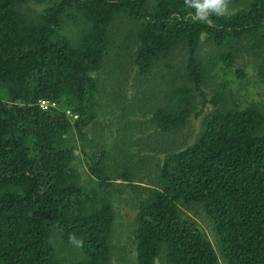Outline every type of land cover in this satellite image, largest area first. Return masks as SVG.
Instances as JSON below:
<instances>
[{
    "label": "trees",
    "instance_id": "trees-1",
    "mask_svg": "<svg viewBox=\"0 0 264 264\" xmlns=\"http://www.w3.org/2000/svg\"><path fill=\"white\" fill-rule=\"evenodd\" d=\"M234 1L218 15L194 7L204 0H0V264H127L129 229L136 264H218L179 204L204 212L224 264H264V102L226 99L231 81L248 94L264 87V0ZM128 33L131 50L118 52L145 87L136 94H155L156 128L202 117L195 139L162 154L149 186L85 133L101 115L95 74ZM177 52L176 74L149 85ZM227 70L232 80L207 99L202 86ZM123 106L108 109L107 135L131 127L144 141L136 157L146 124H130ZM121 203L134 214L117 231Z\"/></svg>",
    "mask_w": 264,
    "mask_h": 264
},
{
    "label": "rangeland",
    "instance_id": "rangeland-1",
    "mask_svg": "<svg viewBox=\"0 0 264 264\" xmlns=\"http://www.w3.org/2000/svg\"><path fill=\"white\" fill-rule=\"evenodd\" d=\"M236 4L237 1L234 0H222L221 8L226 11H231L232 8L236 7ZM27 5L33 9H36V11H39L42 7L46 6L45 2H29ZM125 36H127L131 40L125 41L122 38L118 39L114 43L115 45H112L111 47L112 55L109 54V58H106L107 56L104 58L102 69H100L95 74L98 83V95L96 98L99 102V114L101 115L93 124L88 127V129L85 130V133L88 134L89 137L95 138L94 143L95 145L99 144L98 147L104 148L107 146L106 144H108L109 147H107L106 150L109 158L115 160L122 159L123 162H119L122 167L126 169H134L132 170V172L141 178H136V176L133 175V183L149 186L156 182V167L162 154L168 151L181 149L187 144H189L193 139H195L198 133V129H200V125L202 123V117H190L187 123L182 128L174 132L163 133L156 128L151 119L153 111L156 107H158V102L154 100V98H156L155 94H145L142 96L140 94H136L138 92L142 93V89H145V87L141 86V81L139 80V78H137V82H135V76L137 77L138 73L134 71V69L129 67L130 62L128 58L125 59L121 57L122 53L118 52L120 51L125 53L126 51L131 50V47L135 42V37L134 35H131V33H128ZM202 51L204 53L205 46H202ZM181 57L182 55L177 52L173 55L172 58L168 60V62L170 63V67L161 66V68L159 69H153L149 73V85L152 83L155 77L163 78L165 77V75L167 76L168 73L174 76L176 74V71L180 69L179 64H177V61H180ZM226 72L227 73L224 74L223 72L218 71L216 77L210 79L204 86H202V90L205 92L207 99L213 93L214 88H217L219 84H221L222 80H232L231 70H227ZM227 87L229 90L233 91V97L226 98L230 102H232L231 100L234 97L237 102H243L248 96L249 98L251 97L253 100L264 102L263 86L255 88L253 92L249 94L247 93L245 83H241L239 81H237V83L231 81V84H229V86ZM134 95L135 97H133ZM200 103L201 101H198V107H200ZM123 104V107L127 111L130 110V112L128 113L129 116L127 117L128 121L131 120L130 124L134 122H137L139 124H146L145 126L147 128L145 132L135 133L134 135L135 139L147 140L145 142H148L149 144L144 150L141 151V154L136 155V157L133 154L137 153L138 149L140 148L137 147V145H143L144 141H135L134 138H132L131 127H127L124 131L119 130L122 129L119 128L116 131L115 137L107 135V126L109 124V121H111L112 116V114H110L111 112L108 111V109L111 110L115 106ZM119 120H121L120 116H116L113 121L118 122ZM123 126H125V123L122 124V127ZM78 144L79 148H82L81 141H78ZM133 145H135V148H131V146ZM148 147L149 150H147ZM148 151L150 152V154ZM108 162L111 163L110 160ZM77 167L84 175L85 169L83 168L82 163L79 164L78 162ZM116 182L122 181L119 177H117ZM124 189V191L129 190L130 187L126 186L124 187ZM123 203L117 204L116 208L119 211L123 209V212L121 213V218L124 220V226L117 229V231L124 230L125 228H127L125 226L126 222L134 214L132 211L133 208L126 204L125 207H122ZM193 207H185L179 204L181 214L184 217H187L197 223V225L202 229L207 238L212 241L219 257L218 264H224L221 259V254L218 249L219 247L214 236V231L211 226V222L199 207ZM129 230L123 234V236L126 237L125 239L127 240L125 243L130 244V249L128 247L129 253L126 259V263L136 264L135 245L132 244V238L130 236ZM121 264H124V261H122ZM156 264L166 263L163 258H160L159 261L156 262Z\"/></svg>",
    "mask_w": 264,
    "mask_h": 264
},
{
    "label": "clouds",
    "instance_id": "clouds-1",
    "mask_svg": "<svg viewBox=\"0 0 264 264\" xmlns=\"http://www.w3.org/2000/svg\"><path fill=\"white\" fill-rule=\"evenodd\" d=\"M194 7L196 8H213V9H219L220 11L218 12L219 14L221 13V7H222V0H204L203 3L196 2L194 4ZM201 16H203V13H200Z\"/></svg>",
    "mask_w": 264,
    "mask_h": 264
},
{
    "label": "built area",
    "instance_id": "built-area-1",
    "mask_svg": "<svg viewBox=\"0 0 264 264\" xmlns=\"http://www.w3.org/2000/svg\"><path fill=\"white\" fill-rule=\"evenodd\" d=\"M40 102V104L43 106V107H46L47 106V104L49 105H54V103H49L48 101H45V100H41V101H39Z\"/></svg>",
    "mask_w": 264,
    "mask_h": 264
}]
</instances>
